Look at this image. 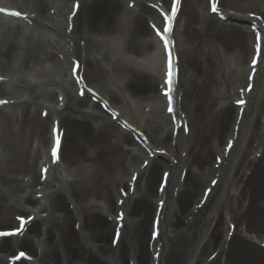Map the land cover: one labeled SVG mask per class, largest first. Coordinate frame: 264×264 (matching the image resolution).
I'll return each mask as SVG.
<instances>
[{"label": "bare ground", "instance_id": "1", "mask_svg": "<svg viewBox=\"0 0 264 264\" xmlns=\"http://www.w3.org/2000/svg\"><path fill=\"white\" fill-rule=\"evenodd\" d=\"M171 2L0 0V233L24 221L1 237L0 264L264 261V246L238 234L234 215L222 248L201 238L220 222L244 163L239 194L249 203L239 216L256 211L264 225V121L263 155L247 156L264 93V0H218L215 11L210 0H182L183 32L178 13L168 34L176 122L162 95L166 47L155 33H164L161 9L171 14ZM226 34L244 41L224 89L211 66L218 51L208 46L222 47ZM53 130L63 137L58 162Z\"/></svg>", "mask_w": 264, "mask_h": 264}, {"label": "rangeland", "instance_id": "2", "mask_svg": "<svg viewBox=\"0 0 264 264\" xmlns=\"http://www.w3.org/2000/svg\"><path fill=\"white\" fill-rule=\"evenodd\" d=\"M69 5H71V2L69 3ZM181 7H182V2H181ZM181 7H180V10H181ZM188 11L186 9V6L185 8L183 7V9L181 10V12L179 11V25L182 27L179 26V30H181L180 32H183V29H184V25H185V21L187 20L188 18ZM28 28H31L28 27ZM253 29V27H252ZM27 31L29 29H26ZM242 37V36H241ZM243 38V37H242ZM242 38H239L238 41L235 40L234 36L232 35H228L226 34L225 36H223V38H219V42L222 44V47L221 45H218V46H214L213 44H209V48L213 49V50H217L218 53L217 55L214 57L212 56L211 58V66L213 68V71L216 72V75L219 79V82H220V86L222 85V87L224 89H226V84L228 83V72H229V69L231 67V62H232V57H233V54L235 53V48H239L241 49V45H240V42L243 40ZM226 40L229 41V46L231 47L229 51H225L224 50V45H225V42ZM244 41V40H243ZM205 68H207L208 70V66L204 65ZM182 79V78H181ZM182 81V80H181ZM8 88H12L10 86H8ZM152 92L155 93V90L153 89ZM225 92H227V90H225ZM227 95V94H226ZM52 105H55L54 102L51 103ZM259 107H260V111L257 113V119H256V124L254 126V137L252 139V142L249 144V155L248 156V160H250L255 153H257L260 157L263 155L262 154V151L259 149L257 150V144H258V136L262 134V125H263V121H264V93H263V97L260 98L259 100ZM46 115V113H44V116ZM51 132V128H49V133ZM256 151V152H255ZM258 151V152H257ZM242 158V157H241ZM211 161H213V158L211 159ZM216 161V160H215ZM217 162H218V159H217ZM244 166L241 168V169H237L236 172H235V175L232 176V180L228 183V186L227 188L230 189V192H228L226 194V198H225V203L223 204L222 206V211H221V216H220V222L218 224H215V225H212V227L210 228L209 230V233L207 235H205V237H203L202 233L203 230H199L198 232V236H197V239L202 235V243H207V242H214L216 244L217 247L223 246V243H224V240H225V237L228 236L231 237L233 232H234V229H235V224L232 223L231 224V230H228V220H227V215L230 217L231 215L233 216H236V219H238L237 223L239 224L238 226V234H241L242 236H245L244 233H247L249 236H253V240L256 241L255 243L254 242H251L252 244L254 245H257L259 247L262 246L261 242L264 241V225L263 223L260 222V219L256 216L257 213H255L256 209H257V206L256 204L254 205V211L253 212L254 214L251 215V218H254V221H253V226L251 228L248 227L250 221L249 219L251 220V218L249 217H246L244 219H241L240 216H239V212L240 213H244L245 214V210L246 208L248 207V196H241L239 193L241 192V177H242V173H243V170H244V167L246 166V164L244 163L243 164ZM159 175H161L160 172H158L157 174V178H156V184H157V181L159 179ZM215 183H211L212 186H214ZM239 194V195H238ZM216 195L215 197H213V199L211 200L210 204L203 210V215L204 218L202 220V224L203 222L205 221V217H208L210 216V211H211V208L212 206L214 205V202H215V199H216ZM231 205V206H230ZM247 213V212H246ZM247 215V214H245ZM219 218H217L218 220ZM148 223H149V219H148ZM247 227V228H245ZM116 237V235H115ZM246 237V236H245ZM243 238V237H242ZM19 249V248H16L13 252L15 253V251ZM22 249V248H20ZM232 252L234 253L235 252V248L232 250ZM197 253L195 256V258L197 257ZM253 264H264V261H256L254 262Z\"/></svg>", "mask_w": 264, "mask_h": 264}, {"label": "snow or ice", "instance_id": "3", "mask_svg": "<svg viewBox=\"0 0 264 264\" xmlns=\"http://www.w3.org/2000/svg\"><path fill=\"white\" fill-rule=\"evenodd\" d=\"M214 2H215V0H214ZM178 3H179V0H173V5H172L173 11L171 14H165V13H163V10L161 9V14L165 16L166 21H170L172 19L173 15H174V11H175V5ZM212 10L215 11L216 9L213 8ZM14 15H20V13H14ZM155 27L156 26L153 25V28H155ZM157 34L162 35V30H157ZM4 103H7V101L0 100V104H4ZM59 144H60L59 135H57L56 148L53 150V157L55 158L54 162L59 161V155H58ZM44 171L47 172V169H44ZM213 183H215V182H213ZM121 203H122V201H121ZM18 219L22 220L21 217H18ZM118 219H123V213L122 212L119 214ZM21 230H23V222L18 228V231H21ZM8 234H10V233H0V235H8ZM118 237H119V233H117V239H118Z\"/></svg>", "mask_w": 264, "mask_h": 264}]
</instances>
